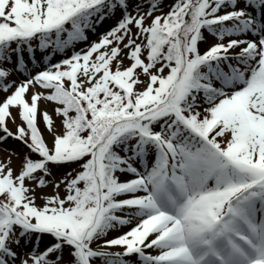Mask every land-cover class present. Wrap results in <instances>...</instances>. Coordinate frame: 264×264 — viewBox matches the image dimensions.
I'll use <instances>...</instances> for the list:
<instances>
[{
    "label": "snow or ice",
    "instance_id": "1",
    "mask_svg": "<svg viewBox=\"0 0 264 264\" xmlns=\"http://www.w3.org/2000/svg\"><path fill=\"white\" fill-rule=\"evenodd\" d=\"M0 151V264H264V0H0Z\"/></svg>",
    "mask_w": 264,
    "mask_h": 264
},
{
    "label": "rangeland",
    "instance_id": "2",
    "mask_svg": "<svg viewBox=\"0 0 264 264\" xmlns=\"http://www.w3.org/2000/svg\"><path fill=\"white\" fill-rule=\"evenodd\" d=\"M109 23H110V22H106L105 24H103L102 26H100V28H98V31H103L104 28H106V27L108 26ZM56 59H59V58L56 57ZM42 107H43V105H42ZM9 127H12V125L9 124ZM8 147H10V146H8ZM10 148H11V147H10ZM3 158H4V153H3V151H0V159H3Z\"/></svg>",
    "mask_w": 264,
    "mask_h": 264
}]
</instances>
